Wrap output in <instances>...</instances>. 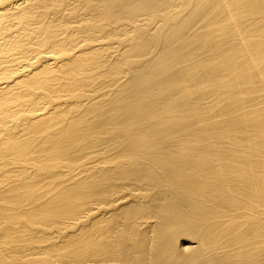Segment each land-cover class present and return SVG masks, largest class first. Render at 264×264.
Returning <instances> with one entry per match:
<instances>
[{
	"label": "bare ground",
	"instance_id": "1",
	"mask_svg": "<svg viewBox=\"0 0 264 264\" xmlns=\"http://www.w3.org/2000/svg\"><path fill=\"white\" fill-rule=\"evenodd\" d=\"M0 264H264V0H0Z\"/></svg>",
	"mask_w": 264,
	"mask_h": 264
}]
</instances>
